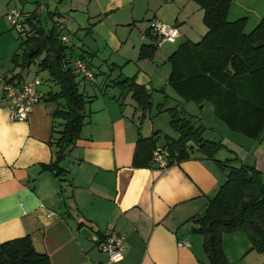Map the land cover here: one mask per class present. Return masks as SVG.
<instances>
[{"label": "crops", "instance_id": "1", "mask_svg": "<svg viewBox=\"0 0 264 264\" xmlns=\"http://www.w3.org/2000/svg\"><path fill=\"white\" fill-rule=\"evenodd\" d=\"M10 8L26 16L35 13L41 25H54L68 36V57L86 60L93 79H76L86 100L85 118L80 136L58 164L59 174L42 166L55 159L53 142L63 121L53 112L62 109L63 101L45 97L24 122L10 121L0 108V244L29 237L34 251L50 264H208L202 237L192 233L193 221L227 171L195 150L190 159L165 169L132 167L137 128L143 138L157 132L160 148L165 138L174 141L178 135L153 124L149 111L142 117L131 94L122 96L114 86L119 79L134 78L151 94L152 105L167 98L165 104L184 110L168 85V59L206 33L203 11L191 0H0V79L19 75L25 82L47 75L12 61L21 51L5 19ZM263 18L264 0H231L226 16L229 23L245 19V35ZM154 20L177 27L175 43L155 44ZM143 46L154 47L150 59H139ZM187 72H194L192 65ZM40 90L46 94L49 87ZM191 116L203 126L205 140L222 145L216 160L236 159L229 167H253L264 175V131L251 140L230 132L214 115L220 124L210 127L199 115ZM82 228L97 240L83 237ZM110 233L124 236L122 257L113 262L98 249V241ZM179 241L189 247L178 246ZM222 250L229 264H264V255L252 249L244 233L223 235Z\"/></svg>", "mask_w": 264, "mask_h": 264}, {"label": "trees", "instance_id": "2", "mask_svg": "<svg viewBox=\"0 0 264 264\" xmlns=\"http://www.w3.org/2000/svg\"><path fill=\"white\" fill-rule=\"evenodd\" d=\"M191 1L203 11L206 33L197 43H184L170 56L168 85L184 103L193 102L198 108L209 103L213 115L230 132L257 140L264 131V18L245 35V19L232 23L226 20L231 0ZM22 16L26 36L24 39L17 36L21 52L12 61H20L21 69L35 66L38 72H45L47 79L39 78L41 85L49 87L44 98L55 103L63 101L62 109L53 112L54 118L63 121L59 137L53 142L55 159L42 166L59 174L58 164L65 150L80 136L83 127L86 100L76 80L83 78L71 68L72 57L67 55L68 48L61 41L58 28L52 25L47 29L35 13L29 16L22 13ZM153 51L154 47L143 46L139 59H150ZM188 65L194 68L191 74L187 72ZM21 79L16 75L7 82L20 85L25 82ZM114 86L122 96L131 94L142 117L151 109V94L137 85L134 78L119 79ZM167 101L166 98L157 106L159 112L164 110ZM164 111L169 115L170 128L178 135L174 141L165 138L167 143L162 149L166 152L168 167L190 159L195 150L221 171H227L225 182L208 202L202 216L193 221L196 228L192 233L202 237L208 264H229L222 250V237L236 232L244 233L252 249L264 255V175L253 167H229L236 159L216 160L222 145L205 140L204 128L193 116L177 107ZM157 135L154 132L143 138L137 128L132 167L158 168L152 159ZM0 264H50V261L34 251L29 237H23L0 244Z\"/></svg>", "mask_w": 264, "mask_h": 264}, {"label": "built area", "instance_id": "3", "mask_svg": "<svg viewBox=\"0 0 264 264\" xmlns=\"http://www.w3.org/2000/svg\"><path fill=\"white\" fill-rule=\"evenodd\" d=\"M22 17V12L15 8H10L5 14V19L12 30L21 39H24L27 28L22 22ZM150 29L156 39L155 44L157 46L166 43L173 44L179 36L175 25L163 24L157 20L151 23ZM60 38L64 44H67L69 41L67 36H61ZM70 66L81 78L93 79V74L84 59L78 58L72 60ZM0 86V108L12 122L26 121L32 106L44 100V94L40 90L41 81L37 77L20 85L9 83L7 79H0ZM152 159L155 166L159 169L168 167L166 152L162 148L156 147L153 150ZM123 246L124 236L116 233L107 234L98 241L99 251L107 256L109 262L119 260L122 257ZM178 246L188 248L189 244L186 241H179Z\"/></svg>", "mask_w": 264, "mask_h": 264}, {"label": "rangeland", "instance_id": "4", "mask_svg": "<svg viewBox=\"0 0 264 264\" xmlns=\"http://www.w3.org/2000/svg\"><path fill=\"white\" fill-rule=\"evenodd\" d=\"M43 26L46 27L47 29H49V27L47 25H45L44 23H43ZM157 106H158L157 104H153L152 105L151 109L149 110V112H150L149 118L151 119L153 124H155L156 126L160 127L161 129H163L165 131L173 132V130L169 126V120H170L169 119V115L164 110L169 108V107H173L174 104L173 103L165 104L164 105V110L161 111V112H159L157 110ZM183 108H184L185 112L188 115L189 114L190 115H199V117L202 118V123H203L204 126L212 125V123L214 121L219 123L218 120L212 115L213 114L212 113V109H211V106L208 103H206L204 105V108H203V110L201 112L198 111L197 105H195L193 102L184 103L183 104ZM147 119H148V117H147ZM205 137H207V135ZM161 139H163V137H161Z\"/></svg>", "mask_w": 264, "mask_h": 264}, {"label": "water", "instance_id": "5", "mask_svg": "<svg viewBox=\"0 0 264 264\" xmlns=\"http://www.w3.org/2000/svg\"><path fill=\"white\" fill-rule=\"evenodd\" d=\"M80 233L83 237L87 238V239H90V240H93V241H96L97 238L93 235V233L91 231H89L87 228H82L80 230Z\"/></svg>", "mask_w": 264, "mask_h": 264}]
</instances>
